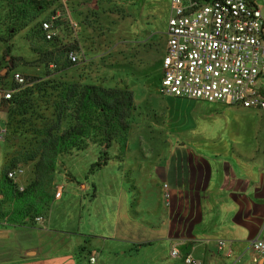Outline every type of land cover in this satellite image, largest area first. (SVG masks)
<instances>
[{"label":"rangeland","instance_id":"374dc122","mask_svg":"<svg viewBox=\"0 0 264 264\" xmlns=\"http://www.w3.org/2000/svg\"><path fill=\"white\" fill-rule=\"evenodd\" d=\"M12 1L0 0V69L10 61L25 81L34 79L45 84L47 91L34 90L29 94L33 107L26 115L9 116L11 104H0V180L4 171L23 175L25 181L28 169L34 177L36 156L42 147L36 134L51 129L56 121L54 98L49 95L57 92L52 90L54 85L65 82L127 89L132 94L133 105L130 111L123 108L126 118L115 119L116 126L108 143L102 133L91 131L87 138L77 139V145L60 146L53 170L38 179L44 186L46 200L41 205L46 208L41 215L50 209L57 198L56 191L62 193L61 186L67 181H73L78 193L87 196L94 202L93 208L103 213L120 211L121 216L125 210L132 216L139 201L147 197L152 198L153 208L165 205L168 187L164 172L168 169L176 174L181 190L198 196L193 207L196 204L199 214L197 209L196 212L192 209L190 214L199 220L193 223L191 233L179 247L181 253L198 258L189 248L204 246L210 256H223L221 250L229 249L227 243L225 249L218 248L214 196L207 185L212 189L220 184L234 187L230 173L232 170L237 173L240 168L253 167V175L264 173V111L175 98L160 92V62L166 45L169 0H70V14L63 12L58 24L65 36L53 40V45L43 39L39 23L49 19L54 10L61 11L63 6L56 0H45L43 10H32L25 17L18 11L25 1ZM69 49L76 53L75 61L67 58ZM9 82L8 78L6 83ZM13 86L14 94L25 89V85ZM72 109L73 104H68L59 134L74 124ZM157 148L170 150L159 152ZM156 161H159L158 176L156 179L153 176L151 181L149 170ZM205 169L208 181L205 187H200L206 181L202 175ZM13 181L21 187L18 181ZM195 182L201 183L197 187ZM236 185L237 189L241 184ZM182 203H175L179 226L188 213L180 209ZM10 206L0 195V214L10 210ZM222 209L226 212V207ZM32 215L33 212L25 220ZM147 216L142 211V220ZM120 221L134 226L128 218ZM213 235H216L214 246L207 248L206 238ZM142 236L147 238L146 234ZM147 243H150L148 239L142 242ZM249 246L252 249L250 242ZM171 250H167V255L171 256ZM141 255L150 254L142 249ZM186 255L179 253L178 257L182 259ZM182 262L185 264L183 259Z\"/></svg>","mask_w":264,"mask_h":264},{"label":"crops","instance_id":"0c3cea01","mask_svg":"<svg viewBox=\"0 0 264 264\" xmlns=\"http://www.w3.org/2000/svg\"><path fill=\"white\" fill-rule=\"evenodd\" d=\"M157 150L169 152L170 149ZM158 162L151 164V181L153 176L155 179L158 176ZM205 170L202 175L206 181L200 187H205L208 181L209 174ZM253 170L249 167L240 168L237 173L230 171L232 182L241 184L237 189V185L227 188L220 184L216 189L207 185L214 196V232L227 243L229 250H221L223 256L213 257L204 246L198 249L191 246L189 249L198 258L189 255L199 264H264V250L256 253L249 246L259 231L264 230V173L253 175ZM164 174L169 193L164 199L167 205L158 204L153 208L152 198L147 197V201H139L132 216L125 210L121 216L120 211H96L94 202L80 195L73 181L65 182L61 186V196L55 198L46 214L26 219L23 223L0 219V264H183L180 257L167 255V250L177 248L180 254L186 255L179 247L191 233L193 223L199 220L197 216L191 218L190 214L192 209H197L199 214L196 204L193 207L198 196H190L181 190L182 184L176 183V174L170 170L166 169ZM224 174L225 178L226 171ZM31 178L32 172L27 169L25 181L19 174L15 180L23 187ZM121 178L126 184L125 177ZM198 183L194 184L198 187ZM180 201L183 202L180 209L188 213L185 222L179 226L175 203ZM222 207H226V212ZM142 211L148 214L146 220L141 218ZM122 218L130 219L134 226L124 225L120 221ZM216 235L206 238L207 248L214 246ZM145 239L150 243L143 245ZM142 249L150 255L142 256Z\"/></svg>","mask_w":264,"mask_h":264},{"label":"built area","instance_id":"2783aa9c","mask_svg":"<svg viewBox=\"0 0 264 264\" xmlns=\"http://www.w3.org/2000/svg\"><path fill=\"white\" fill-rule=\"evenodd\" d=\"M56 2L63 9L54 10L49 19L39 23L46 41L65 36L59 22L63 12L70 14V0ZM169 2L166 45L160 62V92L175 98L264 111V0ZM66 56L70 61L76 60L73 50L69 49ZM8 78L9 84L6 83ZM13 85L15 88L24 86L25 78L6 61L0 69V104L13 98ZM14 173L8 172L7 176L15 180ZM60 194V190L56 191L55 197ZM165 197H169L168 192ZM250 244L256 253L262 252L264 230H260ZM218 248L224 249L225 242L218 241ZM170 254L176 257L179 251L173 248ZM182 259L185 264L199 263L189 254Z\"/></svg>","mask_w":264,"mask_h":264},{"label":"trees","instance_id":"16d2710c","mask_svg":"<svg viewBox=\"0 0 264 264\" xmlns=\"http://www.w3.org/2000/svg\"><path fill=\"white\" fill-rule=\"evenodd\" d=\"M25 1L24 5L18 6V11L22 16H27L32 10H43L45 0H13ZM12 1V2H13ZM11 3V2H10ZM27 7V8H26ZM54 41H49L53 45ZM25 89L20 93L14 94L13 98L8 100L11 104L9 116L11 114L26 115L31 111L33 102L29 98L34 90L41 93L46 92L45 84H39L34 79L25 81ZM57 92L52 95V105H54L56 121L51 129L36 134L41 138V150L37 153V161L34 165V177L23 187L19 189L18 185L7 177L4 171L0 180V195L5 202H8L10 210L0 217H7V221L22 223L28 214L33 212L34 216L41 215L46 208L42 204L46 201L43 192V184L38 182L42 175L53 170V163L61 145H77V139L87 138L91 131L100 132L104 135L102 138L108 143L111 139V133L115 129V119L122 116L126 118L127 113L123 108L131 110L133 105L132 94L127 89H106L91 84H73L62 82L54 85L52 90ZM73 104L74 124L67 131L59 134L57 131L64 120L67 105ZM127 110V111H128ZM39 117V116H38ZM44 119L45 117H41ZM29 121V119H25ZM56 130V131H55ZM35 157V156H34ZM13 166V164L11 163ZM42 191V192H41Z\"/></svg>","mask_w":264,"mask_h":264}]
</instances>
